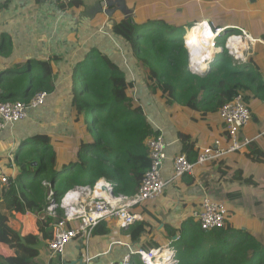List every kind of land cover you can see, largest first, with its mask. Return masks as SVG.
Masks as SVG:
<instances>
[{"label": "trees", "instance_id": "obj_1", "mask_svg": "<svg viewBox=\"0 0 264 264\" xmlns=\"http://www.w3.org/2000/svg\"><path fill=\"white\" fill-rule=\"evenodd\" d=\"M112 31L130 45L146 75V87L176 119L182 153L192 162L200 149L181 126L186 119L209 121L236 94H242L246 103L251 97L264 101L259 52L240 63L224 48L209 71L201 75L188 69L189 54L183 39L186 29L182 24L154 18L144 23L128 17L116 22ZM226 37L220 36L216 45L224 46ZM9 51L11 39L3 35L0 54ZM51 67L44 61L25 69H10L0 77V101L28 103L38 92H54ZM72 87L76 92V122H80L77 140L40 133L20 143L12 154L14 164L7 156L6 169L15 172H10L8 190L0 185V243L13 249L14 254L0 253V264L35 263L40 242L49 243L53 238L57 220L47 214V207L64 193L77 187H93L104 180L112 183L114 195L131 196L138 191L150 166L146 141L159 131L135 97V81L129 80L108 56L92 51L74 67ZM255 140L249 145L251 158L261 162L262 156L254 153ZM229 211L224 226L217 229H203L194 218L178 227L166 226L169 236H180L177 264H264V239L250 229L237 228ZM27 212L37 216L36 232L23 233L19 216ZM57 213L61 218L63 210L59 208ZM148 231V223L138 221L130 226V237L140 240ZM135 261L142 264L134 256L133 264Z\"/></svg>", "mask_w": 264, "mask_h": 264}, {"label": "crops", "instance_id": "obj_2", "mask_svg": "<svg viewBox=\"0 0 264 264\" xmlns=\"http://www.w3.org/2000/svg\"><path fill=\"white\" fill-rule=\"evenodd\" d=\"M137 2L76 0L62 3L61 0H0V40L3 35H8L11 39V51L0 54V77L14 67L22 66L25 69L47 61L52 66V81L55 86L54 92L46 91L48 96L42 106L31 110L25 120L9 124L0 134V171L3 170L2 172L9 175L10 172H15V170H7L5 165V152L9 153V142H12L13 149L10 152L13 154L25 138H32L40 133L64 140L71 138L72 142L77 140L75 136L78 134L80 122H76L75 95L67 94L70 86L67 82L68 78L63 77L57 67L59 63L64 62L65 57L72 59L64 53L66 42L77 45L82 50L85 49V55L79 61L90 52L97 51L108 56L126 73L127 77L129 76L127 70L133 74L135 69H140L130 45L112 31L113 25L125 18L133 17L137 22L149 18L165 19L169 24H182L186 29L185 39L192 36L191 24L206 21H209L213 27L223 28L225 31H245L243 37H239L240 39L237 37L236 43L243 42L248 46V48L246 46L247 57L259 52L257 58L264 76V0H185L186 6L192 5L193 10L184 17V19L188 17L186 21L181 20L176 13H168L167 9L158 12L160 17H152L150 13H146L145 4ZM68 26L76 33L73 39L66 41L63 32ZM229 37L236 35L232 34ZM207 41L208 43H204L207 50L204 51L208 52L205 54L207 57L202 60L203 50L199 52L198 57L194 54V58L198 59L196 65L201 67L199 74L209 71L211 63H208V58L213 53L218 54L219 48L222 47L217 45V48L213 49L210 46L212 39ZM187 47L194 53L192 50L194 47L189 44ZM230 47L233 48V45ZM76 64L72 66V72ZM138 85L136 84L135 97L144 106L153 128L162 133L168 142V158L162 169L167 180L164 194L155 201L131 208V211L141 216L138 221L148 223L150 232H146L140 240L134 241L130 237V227L121 228L116 218L108 217L95 228L87 246L81 239L72 240L63 256L51 257L47 240H42L44 245L39 246L40 254L34 264H87L88 255L92 257L90 264H110L120 261L132 250L146 249L145 247H152L156 242H163L161 245H164L173 237L169 236L166 226L178 227L188 219L194 218V212L199 209L206 196L226 203L228 210L231 209L229 215L236 218L233 222L237 228L250 229L256 235L264 233V211L259 212L257 209L264 204V196H252L242 207L236 203H228L233 199L241 200L244 194L254 190H260L263 194L264 101L257 97L249 99L247 104L252 119L240 131L241 136H258L253 144L254 153L261 155L263 161L258 162L251 158L252 150L247 146L239 151L225 154L221 160L197 166L191 175L173 179V159L177 154L182 153L183 147L178 135L179 127L176 119L168 113L163 103L152 97L148 87L144 86L143 96L136 93ZM181 126L191 134V140L200 150L220 138L227 144L225 126L219 112L209 121L199 123L189 118ZM22 127L29 130L18 131ZM26 133L28 135H25ZM11 153L8 154V158L14 164ZM64 154L63 152V157L66 156ZM250 178L251 183H246ZM229 196L233 198L230 199ZM19 218L23 222V233L37 231V216L34 213L28 212ZM0 253L10 256L14 254V250L0 243Z\"/></svg>", "mask_w": 264, "mask_h": 264}, {"label": "built area", "instance_id": "obj_3", "mask_svg": "<svg viewBox=\"0 0 264 264\" xmlns=\"http://www.w3.org/2000/svg\"><path fill=\"white\" fill-rule=\"evenodd\" d=\"M64 3H71L76 0H61ZM209 23V22H208ZM211 33L214 35L211 42L213 49L217 48L215 36L227 35L223 28L208 25ZM234 34V33H233ZM245 31L240 30L238 37H243ZM228 38H230L228 36ZM250 41H252L250 39ZM185 45L186 40H185ZM232 54V47H228ZM224 49V48H223ZM219 48L218 54L223 50ZM189 54V67L193 73H200V65H196L198 59H195L194 53L187 47ZM203 50L202 60L207 57ZM217 54L213 53L208 58V63H212ZM201 64V63H199ZM48 93L46 91L38 92L28 102L18 101H0V134L9 124L25 120L31 110L42 106ZM220 117L225 126V138L227 144L222 138L216 139L212 145L202 148L195 162L188 159L186 154L179 153L173 159V179H178L194 173L197 166L217 161L229 152L239 151L247 147L256 137L241 136L240 131L246 127L251 119L252 113L246 104L242 94L233 95L219 110ZM146 145L149 150L150 166L146 170L138 191L131 195L116 196L113 193V185L106 181L107 187L100 186V181L96 182L93 187H77L64 193L59 201H52L47 207V214L55 217L57 220L54 224L53 238L48 243L51 257L63 256L67 245L72 240L81 239L88 245L93 236L95 228L100 222L108 217L116 218L119 227L127 229L136 223L141 216L131 211L135 206L143 205L149 201H155L161 197L167 186V180L163 175V166L168 158V142L162 133L153 135L147 139ZM0 171V185L5 190L9 189V175ZM54 194L49 192V196ZM63 210L61 218L58 217V209ZM28 213V212H27ZM228 210L225 203L216 198L206 196L197 211L194 212V219L199 222L203 229H217L224 226ZM73 223V224H70ZM180 236L174 235L167 243L149 250L138 248L130 251L120 261H114L110 264H133V257L138 256L142 264H158L157 260L161 259L163 264H177L176 244ZM92 257L86 258V263L90 264ZM159 263V264H160Z\"/></svg>", "mask_w": 264, "mask_h": 264}, {"label": "rangeland", "instance_id": "obj_4", "mask_svg": "<svg viewBox=\"0 0 264 264\" xmlns=\"http://www.w3.org/2000/svg\"><path fill=\"white\" fill-rule=\"evenodd\" d=\"M136 1H138L137 2L138 4H140V3L145 4L146 13H150V16H152V17H160L158 15V12L160 10L161 11H164V9H167V12L168 13L169 12L170 13H174V14L176 13L179 17H181L180 19L183 20L186 15H189L193 11L191 9L192 8V5H191V7L190 6H186L185 0H173L172 2L169 1V0H160V1L159 0H130L131 3L136 2ZM156 1H159V3H157ZM153 13H155V15H153ZM187 18L188 17H186L184 19V21H186ZM142 21H144V23L146 22V20H142ZM142 21H140V22H142ZM182 23H184V22H182ZM238 32H239V30L227 31V36H230L233 33L234 34H238ZM75 33H76L75 30H73V28H69V26H68V27L65 28V31L63 32V37L65 39H67L66 41H68L70 39H73ZM239 34H240V32H239ZM184 36H185V34L183 35V39H184V43H185V40L186 39L184 38ZM242 36H244V35H242ZM227 38L228 37L225 38L224 46H222L223 48H227V45H228V47H230L229 46V39H227ZM189 39L194 40L193 37H190ZM210 46H211V44H210ZM246 46L247 45H245L243 42H237L235 46L233 45L232 55L234 56L235 60H237L240 63L245 62L246 59H247L248 54L246 52ZM247 48H248V46H247ZM194 49L197 50L196 48H194ZM208 49H210V48H208ZM203 50H206V48H204ZM64 53H65L66 56L72 57V59H70V58L67 59L65 57L64 58V62L59 63L57 65V67L61 71L62 76L65 77V78L66 77L68 78L67 79V82L69 83L70 86L68 87L67 94H69V95H76V92H75L74 88L72 87V80L70 81V79L72 77V73H73L72 72V66H74L76 64V62H78L79 60H81L84 57V55H85V49L82 50V49L78 48L77 45H74V44H71V43H67L66 42V44L64 46ZM240 53H242V54H240ZM206 54H208V52H206ZM140 69L139 68L138 69H135V73L132 72L133 74H131V72L129 70H127V71L129 73V76H128V79L129 80L133 79L132 81H135V83L137 85H138V82H139L138 89H137L136 93H138V95H140V96H143V92L145 91V87L144 86H146V84L144 83L146 81V76H145L144 71L142 70V68H140ZM196 74H199V73H196ZM151 95H152V97H154L153 94H151ZM155 100L158 101L156 98H155ZM164 107H166V106L164 105ZM55 117L57 118V116H55ZM27 129H26V127L24 129L22 127L18 131H26ZM25 135H28V133H26ZM25 137H27V136H25ZM11 143L12 142H9V145H8V147H9V153H11L10 150L12 151V149H13V146H12ZM5 153H6V155H5L6 158L5 159H7V156L9 157V155H8L9 153L8 152H5ZM262 179H263V177H262ZM254 195L264 196V191H263V194H262V192H260V190H254L252 192H249L247 194H244V196H243V198L241 200L233 199V201L229 200L228 203L229 204L236 203V205H241V207H242L247 201H250V199ZM257 209H258L259 212H263L264 211V204L260 208H257ZM234 220H236V218L233 217V221ZM259 236H260V239L261 240L264 239V233H259ZM43 245H44V243L43 242H40L39 246L43 247Z\"/></svg>", "mask_w": 264, "mask_h": 264}, {"label": "bare ground", "instance_id": "obj_5", "mask_svg": "<svg viewBox=\"0 0 264 264\" xmlns=\"http://www.w3.org/2000/svg\"><path fill=\"white\" fill-rule=\"evenodd\" d=\"M208 21L206 22H201L198 24H194L193 27H190V34H192L191 37L194 38V40H187L188 44L191 47L196 48L197 50H195L194 48H192V50L194 51V54H196V56L199 54L200 51H202L205 48V42L208 43V39H212L214 37V35L211 33L210 29L208 28ZM239 38V37H238ZM237 36L236 37H232L229 39V45H235L236 41H238ZM240 39V38H239ZM197 42V43H196ZM197 51V52H196ZM100 185L102 187H107L108 184H106V181H101ZM161 261V259L157 260V263L159 264ZM163 262H161L160 264H162Z\"/></svg>", "mask_w": 264, "mask_h": 264}, {"label": "clouds", "instance_id": "obj_6", "mask_svg": "<svg viewBox=\"0 0 264 264\" xmlns=\"http://www.w3.org/2000/svg\"><path fill=\"white\" fill-rule=\"evenodd\" d=\"M220 36H224V35H218V36H215V38L214 39H218ZM228 37V36H227Z\"/></svg>", "mask_w": 264, "mask_h": 264}, {"label": "water", "instance_id": "obj_7", "mask_svg": "<svg viewBox=\"0 0 264 264\" xmlns=\"http://www.w3.org/2000/svg\"><path fill=\"white\" fill-rule=\"evenodd\" d=\"M207 71H205V72H202L201 74H205Z\"/></svg>", "mask_w": 264, "mask_h": 264}]
</instances>
